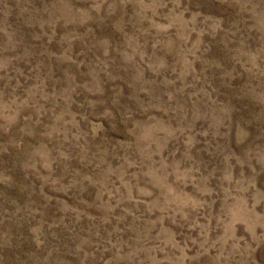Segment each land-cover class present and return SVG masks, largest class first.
Returning a JSON list of instances; mask_svg holds the SVG:
<instances>
[{"label":"rangeland","instance_id":"374dc122","mask_svg":"<svg viewBox=\"0 0 264 264\" xmlns=\"http://www.w3.org/2000/svg\"><path fill=\"white\" fill-rule=\"evenodd\" d=\"M0 264H264V0H0Z\"/></svg>","mask_w":264,"mask_h":264}]
</instances>
